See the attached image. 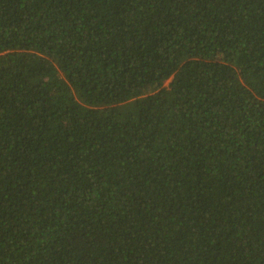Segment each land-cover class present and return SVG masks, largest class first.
<instances>
[{"label": "trees", "instance_id": "1", "mask_svg": "<svg viewBox=\"0 0 264 264\" xmlns=\"http://www.w3.org/2000/svg\"><path fill=\"white\" fill-rule=\"evenodd\" d=\"M0 264H264V0H0Z\"/></svg>", "mask_w": 264, "mask_h": 264}]
</instances>
